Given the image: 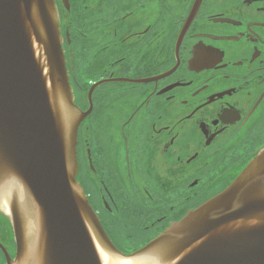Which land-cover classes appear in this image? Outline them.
Instances as JSON below:
<instances>
[{"label":"flooded vegetation","instance_id":"obj_1","mask_svg":"<svg viewBox=\"0 0 264 264\" xmlns=\"http://www.w3.org/2000/svg\"><path fill=\"white\" fill-rule=\"evenodd\" d=\"M55 2L83 112L99 83L77 179L114 244L136 250L264 147V0ZM12 199L0 191V243L14 257Z\"/></svg>","mask_w":264,"mask_h":264},{"label":"water","instance_id":"obj_2","mask_svg":"<svg viewBox=\"0 0 264 264\" xmlns=\"http://www.w3.org/2000/svg\"><path fill=\"white\" fill-rule=\"evenodd\" d=\"M55 0H0V191L11 195L7 264H264V147L224 191L142 248L113 244L77 179L78 130Z\"/></svg>","mask_w":264,"mask_h":264},{"label":"bare ground","instance_id":"obj_3","mask_svg":"<svg viewBox=\"0 0 264 264\" xmlns=\"http://www.w3.org/2000/svg\"><path fill=\"white\" fill-rule=\"evenodd\" d=\"M102 255H103V258H104V262L105 263H108V264H143L141 261H123V260H120V259H114L112 258L111 256L107 255L106 253H103L102 252Z\"/></svg>","mask_w":264,"mask_h":264},{"label":"rangeland","instance_id":"obj_4","mask_svg":"<svg viewBox=\"0 0 264 264\" xmlns=\"http://www.w3.org/2000/svg\"><path fill=\"white\" fill-rule=\"evenodd\" d=\"M109 231H110V230H109ZM118 240L121 241L122 238H119V237H118ZM125 241H126V240H125ZM116 258H118V259H120V260H123V261H131V262H132V258H131V257H126V258H124V257H116Z\"/></svg>","mask_w":264,"mask_h":264},{"label":"trees","instance_id":"obj_5","mask_svg":"<svg viewBox=\"0 0 264 264\" xmlns=\"http://www.w3.org/2000/svg\"><path fill=\"white\" fill-rule=\"evenodd\" d=\"M122 235L121 234H119L118 235V237H121ZM121 250L124 252V253H127V254H129V253H131L132 251H134L133 249H127V248H121Z\"/></svg>","mask_w":264,"mask_h":264}]
</instances>
